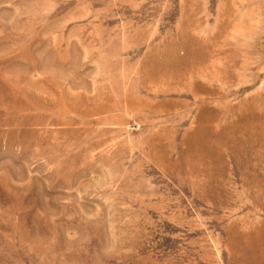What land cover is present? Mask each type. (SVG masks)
<instances>
[{
	"label": "rangeland",
	"instance_id": "rangeland-1",
	"mask_svg": "<svg viewBox=\"0 0 264 264\" xmlns=\"http://www.w3.org/2000/svg\"><path fill=\"white\" fill-rule=\"evenodd\" d=\"M0 264H264V0H0Z\"/></svg>",
	"mask_w": 264,
	"mask_h": 264
}]
</instances>
